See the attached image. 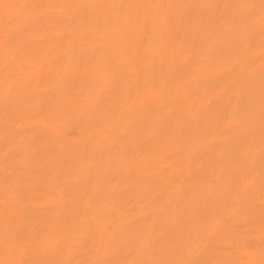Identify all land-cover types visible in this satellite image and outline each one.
<instances>
[{
	"label": "bare ground",
	"instance_id": "6f19581e",
	"mask_svg": "<svg viewBox=\"0 0 264 264\" xmlns=\"http://www.w3.org/2000/svg\"><path fill=\"white\" fill-rule=\"evenodd\" d=\"M0 264H264V0H0Z\"/></svg>",
	"mask_w": 264,
	"mask_h": 264
}]
</instances>
